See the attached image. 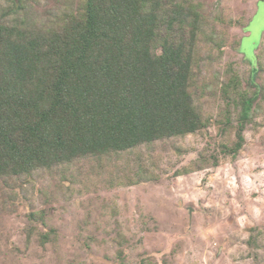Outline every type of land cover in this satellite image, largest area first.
Instances as JSON below:
<instances>
[{
    "label": "rangeland",
    "instance_id": "obj_1",
    "mask_svg": "<svg viewBox=\"0 0 264 264\" xmlns=\"http://www.w3.org/2000/svg\"><path fill=\"white\" fill-rule=\"evenodd\" d=\"M14 1L39 27L84 4ZM160 1L201 15L190 91L205 128L0 179V264H264L262 1ZM235 77L232 97L258 92L243 129L223 92Z\"/></svg>",
    "mask_w": 264,
    "mask_h": 264
},
{
    "label": "trees",
    "instance_id": "obj_2",
    "mask_svg": "<svg viewBox=\"0 0 264 264\" xmlns=\"http://www.w3.org/2000/svg\"><path fill=\"white\" fill-rule=\"evenodd\" d=\"M23 4L0 15V179L205 128L190 91L205 35L195 9L84 0L39 27L19 16ZM239 86L235 77L223 92L241 104L243 129L258 92L232 97Z\"/></svg>",
    "mask_w": 264,
    "mask_h": 264
},
{
    "label": "snow or ice",
    "instance_id": "obj_3",
    "mask_svg": "<svg viewBox=\"0 0 264 264\" xmlns=\"http://www.w3.org/2000/svg\"><path fill=\"white\" fill-rule=\"evenodd\" d=\"M260 8H261L262 15H264V0H262L260 4Z\"/></svg>",
    "mask_w": 264,
    "mask_h": 264
}]
</instances>
